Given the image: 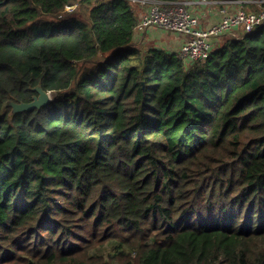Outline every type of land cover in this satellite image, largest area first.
Segmentation results:
<instances>
[{
	"label": "trees",
	"instance_id": "obj_1",
	"mask_svg": "<svg viewBox=\"0 0 264 264\" xmlns=\"http://www.w3.org/2000/svg\"><path fill=\"white\" fill-rule=\"evenodd\" d=\"M141 9L0 0V264H264V27L185 63Z\"/></svg>",
	"mask_w": 264,
	"mask_h": 264
},
{
	"label": "built area",
	"instance_id": "obj_2",
	"mask_svg": "<svg viewBox=\"0 0 264 264\" xmlns=\"http://www.w3.org/2000/svg\"><path fill=\"white\" fill-rule=\"evenodd\" d=\"M129 1L143 9L137 33L156 27L187 38L178 54L185 63L207 60L216 47L214 40L218 38L238 39L264 27V8L259 12L246 10L249 4L258 3L257 0H199V4L218 7L222 16L219 23L210 27H205L200 17L190 10L194 2L189 0Z\"/></svg>",
	"mask_w": 264,
	"mask_h": 264
},
{
	"label": "rangeland",
	"instance_id": "obj_3",
	"mask_svg": "<svg viewBox=\"0 0 264 264\" xmlns=\"http://www.w3.org/2000/svg\"><path fill=\"white\" fill-rule=\"evenodd\" d=\"M258 3H253V4H249L248 7H246V10L248 12H259L262 8H264V0H257ZM77 7V5H75L74 7H69L68 10L72 11L73 9H75ZM83 14H87L88 10L86 8H83L81 11ZM143 12V9H142ZM167 32H165L162 29H158V28H150L148 34H141L139 35L138 38V43L140 47H146L148 48H153V47H148L151 44V46H156V48L161 49L163 47V44L166 43V41L169 39L168 36L173 35V34H167L165 35ZM172 39V38H170ZM227 39H229L228 37H224L220 38L217 41H227ZM140 41H142L143 43L141 44ZM215 41V43L217 42ZM145 48V49H146ZM51 95V99L54 101L56 95L54 93H50ZM116 248V244L115 243H109L106 244L104 246H100L97 249L92 251V255H98V256H103L105 257L106 260L110 259V257H112V253L114 252Z\"/></svg>",
	"mask_w": 264,
	"mask_h": 264
},
{
	"label": "crops",
	"instance_id": "obj_4",
	"mask_svg": "<svg viewBox=\"0 0 264 264\" xmlns=\"http://www.w3.org/2000/svg\"><path fill=\"white\" fill-rule=\"evenodd\" d=\"M189 1L194 2V4L190 7V10L194 14H196L198 17H200L201 22L203 23V25L205 27H210V26L220 22L222 16L219 13L218 7H209L206 5L199 4L198 3L199 0H189ZM139 16H140V14H139ZM152 28H156V27H152ZM148 32H149V29L143 33H136L135 34V41L138 42L139 35L148 34ZM165 32H167L165 35L170 34V33L173 35L168 36L169 39L166 41L165 44H163V47L161 49H165L169 52L179 54L180 50L182 49V47L186 43L187 38L182 36V35H178V34H175L172 32H168V31H165ZM170 38H172V39H170ZM216 40H214V41H216ZM140 43L142 44L143 42L140 41ZM151 45H154V44H151ZM151 45H149L148 47H156V46H151Z\"/></svg>",
	"mask_w": 264,
	"mask_h": 264
},
{
	"label": "water",
	"instance_id": "obj_5",
	"mask_svg": "<svg viewBox=\"0 0 264 264\" xmlns=\"http://www.w3.org/2000/svg\"><path fill=\"white\" fill-rule=\"evenodd\" d=\"M34 91L37 93V95L34 97L32 102L20 104L8 103L6 105L12 108V114L41 109L42 107L53 102L50 92H46L45 90H43L42 86H37L36 88H34Z\"/></svg>",
	"mask_w": 264,
	"mask_h": 264
}]
</instances>
